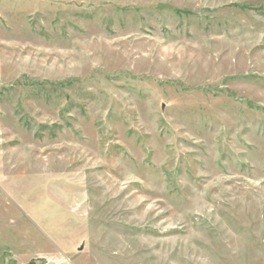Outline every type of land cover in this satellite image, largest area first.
Returning a JSON list of instances; mask_svg holds the SVG:
<instances>
[{
  "label": "rangeland",
  "instance_id": "obj_1",
  "mask_svg": "<svg viewBox=\"0 0 264 264\" xmlns=\"http://www.w3.org/2000/svg\"><path fill=\"white\" fill-rule=\"evenodd\" d=\"M0 264H264V0H0Z\"/></svg>",
  "mask_w": 264,
  "mask_h": 264
},
{
  "label": "water",
  "instance_id": "obj_2",
  "mask_svg": "<svg viewBox=\"0 0 264 264\" xmlns=\"http://www.w3.org/2000/svg\"><path fill=\"white\" fill-rule=\"evenodd\" d=\"M81 250V249H80Z\"/></svg>",
  "mask_w": 264,
  "mask_h": 264
}]
</instances>
